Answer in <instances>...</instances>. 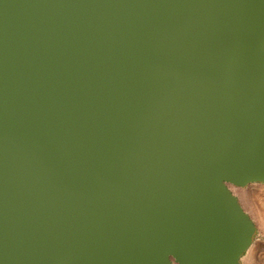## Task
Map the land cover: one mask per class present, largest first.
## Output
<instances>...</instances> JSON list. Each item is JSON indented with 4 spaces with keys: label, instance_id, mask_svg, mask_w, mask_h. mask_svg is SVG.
Returning <instances> with one entry per match:
<instances>
[{
    "label": "water",
    "instance_id": "water-1",
    "mask_svg": "<svg viewBox=\"0 0 264 264\" xmlns=\"http://www.w3.org/2000/svg\"><path fill=\"white\" fill-rule=\"evenodd\" d=\"M264 183V0H0V264H241Z\"/></svg>",
    "mask_w": 264,
    "mask_h": 264
},
{
    "label": "rangeland",
    "instance_id": "rangeland-1",
    "mask_svg": "<svg viewBox=\"0 0 264 264\" xmlns=\"http://www.w3.org/2000/svg\"><path fill=\"white\" fill-rule=\"evenodd\" d=\"M231 187L240 197L258 228L255 241L244 255L241 264H264V183H252L246 187Z\"/></svg>",
    "mask_w": 264,
    "mask_h": 264
},
{
    "label": "crops",
    "instance_id": "crops-1",
    "mask_svg": "<svg viewBox=\"0 0 264 264\" xmlns=\"http://www.w3.org/2000/svg\"><path fill=\"white\" fill-rule=\"evenodd\" d=\"M238 196V195H237ZM239 197V196H238ZM239 199H240V197H239ZM240 202L242 203V201H241V199H240ZM242 205H243V203H242ZM243 207H244V205H243ZM245 208V207H244ZM245 210L249 213V211L245 208ZM250 214V213H249ZM251 215V214H250ZM252 217V216H251ZM254 220V219H253Z\"/></svg>",
    "mask_w": 264,
    "mask_h": 264
},
{
    "label": "bare ground",
    "instance_id": "bare-ground-1",
    "mask_svg": "<svg viewBox=\"0 0 264 264\" xmlns=\"http://www.w3.org/2000/svg\"><path fill=\"white\" fill-rule=\"evenodd\" d=\"M230 188L232 189L231 186H234L233 184H229ZM235 188V187H234ZM233 190V189H232ZM236 191V190H235ZM263 194V193H262ZM255 217V216H254ZM263 227V226H262ZM263 231V230H262Z\"/></svg>",
    "mask_w": 264,
    "mask_h": 264
}]
</instances>
